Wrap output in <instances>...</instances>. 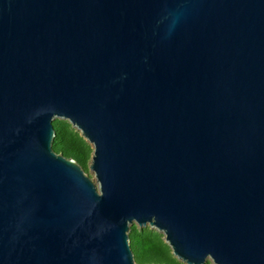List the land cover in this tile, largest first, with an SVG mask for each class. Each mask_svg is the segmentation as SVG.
Segmentation results:
<instances>
[{"label": "water", "instance_id": "obj_1", "mask_svg": "<svg viewBox=\"0 0 264 264\" xmlns=\"http://www.w3.org/2000/svg\"><path fill=\"white\" fill-rule=\"evenodd\" d=\"M133 223L264 264V0H0V264H138Z\"/></svg>", "mask_w": 264, "mask_h": 264}, {"label": "trees", "instance_id": "obj_2", "mask_svg": "<svg viewBox=\"0 0 264 264\" xmlns=\"http://www.w3.org/2000/svg\"><path fill=\"white\" fill-rule=\"evenodd\" d=\"M55 137L53 148L57 153L75 160L88 172L94 148L81 132L69 121H53ZM130 244L138 264H182L165 241V236L149 227L132 225L129 232ZM206 264H213L208 261Z\"/></svg>", "mask_w": 264, "mask_h": 264}, {"label": "rangeland", "instance_id": "obj_3", "mask_svg": "<svg viewBox=\"0 0 264 264\" xmlns=\"http://www.w3.org/2000/svg\"><path fill=\"white\" fill-rule=\"evenodd\" d=\"M57 119H59V118H57ZM88 174L93 178V180H94V182L97 184V186L99 185L98 184V181H97V178H96V175H95V173H94V171L93 170H91V168L89 167V170H88ZM132 225H136V226H138V224L137 223H133V224H131V226ZM139 227V226H138ZM147 227H149V228H151V229H154V230H157L156 228H153V227H151V226H147ZM158 231V230H157ZM159 232V231H158ZM160 233H162V232H160ZM164 236H165V234L164 233H162ZM178 259V258H177ZM179 260V259H178ZM182 264H186V263H184L183 261H181V260H179ZM208 261H210V262H212L210 259L208 260ZM207 261V262H208ZM213 263V262H212ZM214 264V263H213Z\"/></svg>", "mask_w": 264, "mask_h": 264}]
</instances>
